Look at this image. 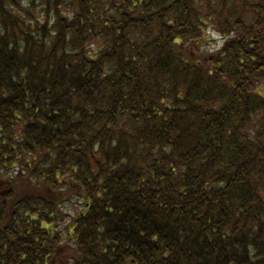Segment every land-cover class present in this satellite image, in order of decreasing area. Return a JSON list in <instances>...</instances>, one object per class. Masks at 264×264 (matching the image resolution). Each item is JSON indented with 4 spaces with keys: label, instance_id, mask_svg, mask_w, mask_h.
<instances>
[{
    "label": "trees",
    "instance_id": "trees-1",
    "mask_svg": "<svg viewBox=\"0 0 264 264\" xmlns=\"http://www.w3.org/2000/svg\"><path fill=\"white\" fill-rule=\"evenodd\" d=\"M0 264H264V0H0Z\"/></svg>",
    "mask_w": 264,
    "mask_h": 264
},
{
    "label": "rangeland",
    "instance_id": "rangeland-1",
    "mask_svg": "<svg viewBox=\"0 0 264 264\" xmlns=\"http://www.w3.org/2000/svg\"><path fill=\"white\" fill-rule=\"evenodd\" d=\"M209 34H210L211 39H212L211 45L219 46V45L222 43V42H221V36L218 35L216 32H214V31H210ZM65 210H66V211H70V210H71L70 205H69V206L67 205V209H65ZM69 213L72 214L73 212L70 211ZM61 223H62V222H61Z\"/></svg>",
    "mask_w": 264,
    "mask_h": 264
}]
</instances>
